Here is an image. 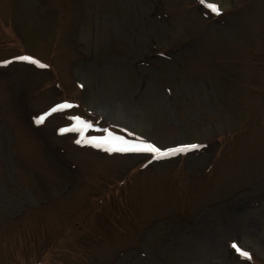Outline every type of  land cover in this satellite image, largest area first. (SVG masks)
I'll list each match as a JSON object with an SVG mask.
<instances>
[{"label":"rangeland","instance_id":"obj_1","mask_svg":"<svg viewBox=\"0 0 264 264\" xmlns=\"http://www.w3.org/2000/svg\"><path fill=\"white\" fill-rule=\"evenodd\" d=\"M209 1L0 0V264H264V0Z\"/></svg>","mask_w":264,"mask_h":264},{"label":"snow or ice","instance_id":"obj_2","mask_svg":"<svg viewBox=\"0 0 264 264\" xmlns=\"http://www.w3.org/2000/svg\"><path fill=\"white\" fill-rule=\"evenodd\" d=\"M200 3L202 5H204L207 9H209L212 13L219 15L221 13V9L219 7L218 4L215 3H211L209 2V0H200ZM17 59L20 60H25V61H30L34 64H40L39 60L34 59L31 56H20L17 57ZM71 105L69 104H63V105H58L57 108H66V107H70ZM44 119V116H40L37 118V123L42 122V120ZM72 119L76 120L79 123V127L76 128L75 130L77 131H81L83 132L84 128L86 127H91V124H89L87 121H83L80 117H73ZM69 128H61L60 131L62 133L69 131ZM81 141H78V143ZM89 143H94L96 144V146L100 147L103 146V144L105 143H112L114 145H118V147H110L108 150L112 151V150H118V151H122V152H126V151H146V152H150V153H154V154H158L160 156H166V155H171L175 152H185L189 149L192 148H198L200 147L199 145H188V144H184V145H180L176 148H169V149H161L159 147H157L155 144H151V143H147V142H143V143H134V142H130L126 139H124L121 136H114L112 133H109L108 137H92L90 140H88ZM232 247L236 248V250L238 252H240V254L247 258V259H251V255L249 252L244 251L242 249L239 248L238 245L235 244V242H233Z\"/></svg>","mask_w":264,"mask_h":264}]
</instances>
